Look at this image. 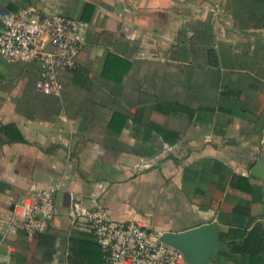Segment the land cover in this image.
<instances>
[{"label":"crops","instance_id":"0c3cea01","mask_svg":"<svg viewBox=\"0 0 264 264\" xmlns=\"http://www.w3.org/2000/svg\"><path fill=\"white\" fill-rule=\"evenodd\" d=\"M30 5L86 40L58 92L0 56V264H107L72 216L96 201L162 232L215 223L208 264H264L233 248L264 233V0H0V27ZM31 187L55 189L34 237Z\"/></svg>","mask_w":264,"mask_h":264},{"label":"built area","instance_id":"2783aa9c","mask_svg":"<svg viewBox=\"0 0 264 264\" xmlns=\"http://www.w3.org/2000/svg\"><path fill=\"white\" fill-rule=\"evenodd\" d=\"M2 21L0 56L39 63L44 89L58 92L59 73L76 68L86 40L85 22L34 5L6 14ZM55 214V189L47 187H31L28 199L15 208L30 237L45 233ZM72 216L75 225L94 236L107 264H180L184 258L162 240V231L138 222H119L97 201L92 207L76 202Z\"/></svg>","mask_w":264,"mask_h":264},{"label":"water","instance_id":"95a60500","mask_svg":"<svg viewBox=\"0 0 264 264\" xmlns=\"http://www.w3.org/2000/svg\"><path fill=\"white\" fill-rule=\"evenodd\" d=\"M161 238L179 249L188 264H208L216 253L218 232L215 223H208L183 231L165 230Z\"/></svg>","mask_w":264,"mask_h":264},{"label":"trees","instance_id":"16d2710c","mask_svg":"<svg viewBox=\"0 0 264 264\" xmlns=\"http://www.w3.org/2000/svg\"><path fill=\"white\" fill-rule=\"evenodd\" d=\"M244 235L246 236L243 243L233 248L235 250L250 253L252 261H255V259L258 260L264 253V233L255 229L247 234H245V232L241 233V236Z\"/></svg>","mask_w":264,"mask_h":264}]
</instances>
